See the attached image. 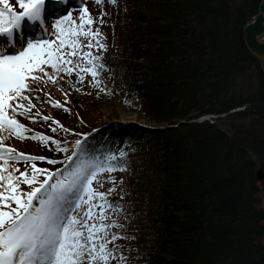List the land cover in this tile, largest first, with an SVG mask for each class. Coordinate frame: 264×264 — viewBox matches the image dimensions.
Instances as JSON below:
<instances>
[{"label": "trees", "instance_id": "1", "mask_svg": "<svg viewBox=\"0 0 264 264\" xmlns=\"http://www.w3.org/2000/svg\"><path fill=\"white\" fill-rule=\"evenodd\" d=\"M122 1L111 86L167 126L116 122L81 141L91 151L103 139L127 147L110 150L129 173L111 214L117 255L123 264H264V66L243 31L261 0ZM209 114L218 119L198 120Z\"/></svg>", "mask_w": 264, "mask_h": 264}, {"label": "snow or ice", "instance_id": "2", "mask_svg": "<svg viewBox=\"0 0 264 264\" xmlns=\"http://www.w3.org/2000/svg\"><path fill=\"white\" fill-rule=\"evenodd\" d=\"M45 2L17 0L22 9L17 12L8 0H0L3 5L0 7V129L14 131L20 139L37 138L26 137L23 133L29 129L15 116L31 115L35 107L31 103L32 94L37 93L35 98H39L41 91L36 87L42 82L38 74L53 83L56 78L49 75L46 69L69 76L78 70L96 78L99 69L95 61L100 57L89 50L94 46L105 48L99 39L102 35L100 29H92L93 19L88 7H84L76 18L72 12H67L62 19L58 18L54 40L42 38L43 32L47 31L44 29ZM70 2L49 0L53 7ZM37 28L43 32L35 39L25 35L24 29L34 31ZM72 57L85 61L87 67H80ZM77 80L83 83L84 76H79ZM99 84L100 81L95 79L94 85L98 87ZM55 106L60 107L59 103ZM39 118L49 119L46 116ZM51 130L57 131L56 128ZM39 138L51 140L47 136ZM51 142L57 145V150L68 151L67 148H60L58 141ZM76 148L85 151L79 140L76 141ZM4 153L8 154L7 159ZM74 156L78 157L77 152L67 157L69 163L63 170L50 172L38 168L33 162L30 165L32 172L29 173L27 166L21 171L9 161H38L46 157L16 153L14 148L4 147L0 142V160L4 161L0 164V264H112L113 261L126 259L117 255L121 249L115 242L120 237L111 234L108 225L103 223L106 219L105 207L113 208L106 196L114 189L109 188L105 193L93 186L103 187L98 179L99 172L114 171L115 166L103 167L94 160L79 157L73 160ZM47 163L54 165L59 161L48 159ZM42 174H46V178L41 182L39 176ZM21 184L30 186L31 190L25 191ZM96 208L100 209L99 214L94 212ZM97 217L99 224L95 223ZM112 227L121 225L113 222Z\"/></svg>", "mask_w": 264, "mask_h": 264}, {"label": "rangeland", "instance_id": "3", "mask_svg": "<svg viewBox=\"0 0 264 264\" xmlns=\"http://www.w3.org/2000/svg\"><path fill=\"white\" fill-rule=\"evenodd\" d=\"M15 4L18 5L17 2ZM45 5H49L48 7L51 6L54 13L53 15L45 18L47 31L44 32L42 37L44 39L50 40H54L57 35L55 25L58 18L62 19L63 16L67 14V12H72L73 17L76 18L82 12L84 7L89 8L90 15L93 19L92 29H100L102 35L99 39L101 43L105 44V48L103 49L94 46L89 50L93 53V55L100 57V59L95 61V64L98 67L99 74H101L102 77L98 76L93 78L91 77L90 73L80 72L77 70L74 71L73 75L71 76L61 72L59 74L58 80L55 83L50 81V83H52L55 87L59 86L57 82L61 81L60 89L62 92V100L59 104L60 107H56V104L52 102H45L46 108L42 109L43 111H41V114L49 117V119L47 121L40 119L39 126L35 129H32L30 132H28V135H26V137L37 136V138H27L26 140L28 146L26 148H22L18 152L31 156H43L46 157V159L38 161H25L23 159H19L16 161H9V163L14 167L20 168L21 171H23L25 166H27L29 173H31L32 169L30 165L34 162L38 168L48 169V171L53 172L57 169L63 170L65 165L69 163L67 157L73 152H77L79 158L87 159L89 161L94 160L103 167L114 165L110 161V157L114 156L113 154L110 155V153H112L110 150L115 152L117 151V153L120 155L121 153L124 154L127 149L124 144L123 146L119 147L117 142L112 141L111 146H107L106 144L108 142L105 143V139H103L94 144L93 149H95V152L90 155V152L92 153L91 150L89 151L90 148L87 149L88 151L85 150L82 152L80 149L76 148V141H81L83 138L86 140V138L89 137L88 135L91 133L96 131L99 132L116 122L135 123L137 125L151 128H158L159 126L163 125L149 120L141 113V111L134 108L126 101L125 92H120L111 86L113 77L109 64L114 59V55L118 51V46L116 43V31L118 29L119 31L123 29V23L125 21L124 18L128 15L126 5L122 0H71L70 4H61L59 7H53V5L49 3V0H46ZM11 6L16 7L15 5ZM0 7H3V5L0 4ZM18 9L22 11V9ZM64 27H66V25H64ZM259 58L264 66V54L259 55ZM72 59L73 62L78 63L80 67H87L85 61H78L75 57H72ZM100 65H103V67H99ZM49 75L56 77L53 72H49ZM81 75L84 76L83 83H79L77 80V78ZM95 79L100 81L98 87L94 85ZM244 83L247 84L249 81L245 80ZM38 111L39 110H36L35 107L33 108V112L37 113ZM220 116V120L218 121L219 125L228 131L229 126L226 121L223 120L226 118V116L224 114H221ZM216 117L217 115L209 114L201 116L198 120L205 119L209 120L210 122H214L218 119ZM211 118H213V120H210ZM53 121H58L59 123H53ZM52 128H56L57 131L53 132L51 130ZM42 136L51 137V140L58 141L59 147L67 148L68 151L64 152L57 150L56 144H53L51 140L44 141L40 139L39 137ZM124 143L127 144V141ZM85 144L90 143L89 141H83L81 146ZM100 154L101 156L102 154H106V159L104 161L100 160L101 156H98ZM78 157L74 156L73 160H76ZM48 159L57 160L59 163L50 165L47 163ZM22 162L26 163L20 166ZM128 177L129 173L127 170H121V168H116L115 166L114 171L99 172L98 179L100 180L103 187L95 184L93 185L98 191L105 193H107L109 188L114 189V191L106 196V200L113 204V208H108L107 206L105 207L104 215L106 216V219L103 221L105 225H108V231L111 234L113 232L112 230L114 229V227H112L111 219V214L114 212V200L116 197H119L120 189L124 186ZM45 178L46 174L39 176V180L41 182ZM36 186L39 185L37 184ZM21 187L25 191L31 190L30 186L27 185L21 184ZM262 201L264 204V197H262ZM94 212L99 214L100 209L96 208L94 209ZM95 223H100L98 217ZM109 247H111V245H109ZM123 263L124 261L120 262L119 264ZM112 264H116L115 261H113Z\"/></svg>", "mask_w": 264, "mask_h": 264}, {"label": "bare ground", "instance_id": "4", "mask_svg": "<svg viewBox=\"0 0 264 264\" xmlns=\"http://www.w3.org/2000/svg\"><path fill=\"white\" fill-rule=\"evenodd\" d=\"M17 2V0H8V3L10 5H15L16 7L15 10H17L19 8V5L15 4ZM45 14L44 17L49 15L51 13V11L53 10L51 7H48L45 5ZM52 9V10H51ZM38 32H41L42 30L40 28H37ZM36 29L33 30H28V29H24L25 35L26 34H32V33H37ZM49 72H53L55 74V78L56 81L58 80L59 74L60 73H56L54 70L52 69H46ZM41 76V83H38L36 85V87L38 88H42L41 91L39 92V98H35L37 96V93H33L32 94V99H31V103L35 105L36 110H39L37 113H39V117H44V115H42L41 111H43L42 109L46 108L45 106V102H52L54 104H57L61 102L62 100V92L60 89L61 86V81H58L57 84L59 86L55 87L53 86L52 83H50V80H48L47 77L43 76L42 74H39ZM34 100V101H33ZM57 102V103H56ZM23 103H25L26 106L29 107V104L27 101H24ZM37 113L33 112V108L31 111V115H17L15 116V119H17L19 121V123L23 124L25 126V128L29 129L28 132H30L32 129H35L39 126V122H40V118L37 116ZM34 115V116H33ZM33 117L35 118V121L33 120ZM23 132V130H20ZM28 132L23 133L25 136L28 135ZM27 139V138H26ZM26 139H20L15 135L14 131H9L7 129H0V142H2L4 147H12L16 150V153L19 152V150H21L22 148H26L28 146L27 144V140ZM25 142V143H23ZM7 153H4V157L5 159H7ZM3 160H0V164H3ZM26 163V162H25ZM24 162H22L20 164V166L25 164Z\"/></svg>", "mask_w": 264, "mask_h": 264}, {"label": "water", "instance_id": "5", "mask_svg": "<svg viewBox=\"0 0 264 264\" xmlns=\"http://www.w3.org/2000/svg\"><path fill=\"white\" fill-rule=\"evenodd\" d=\"M244 40L248 49L256 54H264V0L259 4L258 13L244 26ZM167 125L159 126L164 128ZM256 178L259 184L264 181V161H261L256 170Z\"/></svg>", "mask_w": 264, "mask_h": 264}, {"label": "flooded vegetation", "instance_id": "6", "mask_svg": "<svg viewBox=\"0 0 264 264\" xmlns=\"http://www.w3.org/2000/svg\"><path fill=\"white\" fill-rule=\"evenodd\" d=\"M260 188H261L262 197H264V181L262 182V184H260Z\"/></svg>", "mask_w": 264, "mask_h": 264}, {"label": "built area", "instance_id": "7", "mask_svg": "<svg viewBox=\"0 0 264 264\" xmlns=\"http://www.w3.org/2000/svg\"><path fill=\"white\" fill-rule=\"evenodd\" d=\"M210 120H213V118H211Z\"/></svg>", "mask_w": 264, "mask_h": 264}]
</instances>
